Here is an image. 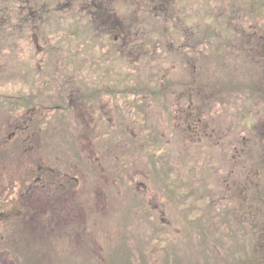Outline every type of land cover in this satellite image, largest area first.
I'll return each mask as SVG.
<instances>
[{
	"label": "flooded vegetation",
	"instance_id": "af4514ba",
	"mask_svg": "<svg viewBox=\"0 0 264 264\" xmlns=\"http://www.w3.org/2000/svg\"><path fill=\"white\" fill-rule=\"evenodd\" d=\"M15 1L11 7L0 0V49L6 57L14 50L9 40L17 29L26 71L11 78L31 92L6 108L21 116L0 123V241L18 244L13 257L41 262L32 251L19 252L35 239L40 248L70 245L72 264H89L83 250L103 264L99 242H106L115 245L114 259L159 264L156 241L164 242L166 264H176L172 249L180 236L169 232L179 223L207 229L199 236L208 255L212 232L227 243L236 237L241 253L223 252L224 263L252 264L254 252L264 264V23L230 14L222 0ZM37 2L43 10L33 15ZM204 2L214 13L205 20ZM65 6L67 15L50 13ZM64 35L79 41L70 44L74 61L66 64L58 53L67 47ZM143 60L145 71L131 69ZM41 89L59 100L38 104L53 111L48 118L25 101ZM83 151L79 163L75 154ZM126 196L129 207L122 205ZM12 205L21 209L12 212L14 221L6 219ZM124 211L134 223L120 229L113 215ZM157 228L163 235L155 240ZM3 251L1 260L10 257Z\"/></svg>",
	"mask_w": 264,
	"mask_h": 264
},
{
	"label": "rangeland",
	"instance_id": "374dc122",
	"mask_svg": "<svg viewBox=\"0 0 264 264\" xmlns=\"http://www.w3.org/2000/svg\"><path fill=\"white\" fill-rule=\"evenodd\" d=\"M199 1H201V0H199ZM222 1L223 2H222V4H220V6L223 5L224 7H226L230 14L242 15L241 16L242 18H246L250 22L258 24V26H260L259 24L264 23V0H260L258 2H253V3H251L250 0H222ZM8 3H9V5H11V7L18 5V4H15L16 3L15 0H8ZM27 5H29V4L28 3L26 4V9H27ZM45 5L46 6L49 5V8L50 7L52 8L54 3H50V4L45 3ZM62 6H64V5H62ZM209 6H211V5H209L208 3H205V2L202 3V8L199 12H200V17L203 15V20L212 16L211 13H213V12L209 9ZM31 7L33 9H35L33 12V15L34 14L38 15L39 12H42V10H43L42 3H39V2L35 3L34 5H31ZM216 7L219 8V5H216ZM29 9H31L30 6H29ZM56 11L53 9L50 13L53 15H67V13H68V9L66 6L60 7ZM3 14L4 13H1V15H3ZM7 15H11V14L8 13ZM190 16L192 18H196L198 15H190ZM57 22H58L57 25H60L63 23V20H58ZM64 25H65V22H64ZM43 27L45 29V25ZM200 27L205 28L206 26H204L203 23H201ZM32 31L33 30H31V32ZM205 31L208 32L209 31L208 28H205ZM229 31L233 34L237 33L236 31H233V30H229ZM26 33H29V32H26ZM18 34L20 35V33H18L17 29H15L13 31V33L11 34V37L9 40L11 46L13 44L16 45V46H14V50L11 52V53H17L16 56L6 57L5 55L1 54V51H3V52L5 51L4 48H3V50L0 49L1 50L0 51V73L6 74L7 77L12 76L13 78H17V79L19 77L18 74H19L20 70H21V72L26 71L23 65H19V64H22V59L19 55L21 53V52H19V50L22 49V47H20V45L18 43V41H20ZM7 35H9V34L4 35L5 39L7 38ZM59 35H58V37H59ZM230 37L231 36L221 38L220 39V41H222L221 44H226L227 42H230V41H226L227 38H230ZM84 38H85V36H81L79 40H83ZM62 40H63L62 42L64 43V46H67V47H64L65 49H63L62 51H59L58 53L62 54V57L64 59V60H62L63 64H66L67 62H69L70 58L73 59V61H74V54L70 53L71 52L70 50H72L70 44H75V43H78L79 41L75 37L71 38V37L66 36V35H64V38ZM173 40L175 41V39H173ZM215 40H216V38H214L212 41H215ZM73 41H75V42L73 43ZM84 41H86V39ZM223 41H225V42H223ZM227 48L228 47L224 48L223 51H226ZM83 49H84V47H81V50H83ZM65 50H66V53L64 52ZM64 53H65V57L63 56ZM237 59L240 62L241 61L248 62L250 67H253L252 62L246 60L242 54H238ZM145 61L146 60L137 62V64L135 62L130 67L133 71L136 69L139 71H145L146 70V64H147V63H145ZM29 75H31V73ZM1 76H4V75H1ZM80 76H82V75H80ZM80 78L81 77H78V80H80ZM25 82H29V80L26 78ZM8 84L9 83L4 84L2 81H0L1 90L8 89V87L10 86ZM75 85L79 88V90L82 93V89H81L82 85H80V84H75ZM11 89H13V93H11V95H12L11 98L8 99V97H3L2 99H0V123L2 122V119H4V121H5V119H15V118L18 119L22 114L21 110H19L15 114L12 111L7 112L6 108L7 107H10V108L14 107V104H11V101L14 100L16 97L29 96V92H28V91H30L29 88H25L23 86L19 87V85L15 84V85L11 86ZM56 90L60 91V96L62 94L64 97L68 98L69 91L66 90L64 87H62L60 89L56 85ZM25 101L27 102L28 107L35 105L36 109H41L42 107L38 106V104H40L41 106L50 107V106H53L54 104H57L59 100L56 99V94H52V89L49 91L48 94L44 93V90L41 89L36 95H31L29 97V99L28 100L25 99ZM55 102H57V103H55ZM5 112L7 113L6 116L4 115ZM41 112L47 118L53 114L52 110L44 111L41 109ZM32 117L35 118L36 116L32 115ZM126 133H127L126 135L128 136V132H126ZM117 137H121L120 134L117 133L112 140H116ZM198 145H199V143L196 142L194 147L197 150H201L200 157L202 159V157L204 156V154H203L204 149L203 148L201 149L200 147H198ZM77 147L81 148L80 146H77ZM74 148H75V146H74ZM162 149H165V148L164 147L160 148V150H162ZM63 151H61L60 153H62L65 157V155L67 154L66 153L67 151H64L65 154L63 153ZM161 154L162 153H158L155 156H158ZM75 157L77 159H75V158L74 159L80 163V162H82L81 160H83V159H81V157L82 158L87 157V152L86 151L80 152L79 156L75 154ZM201 164H204V160H201ZM154 166H155V163H154ZM208 168H210V167H208ZM2 171H4L3 168H2ZM159 172L161 173L162 169H159ZM262 175L264 176V172L262 173ZM219 181H220L221 187L225 188V181L220 180V179H219ZM256 182H258V180ZM261 195H263V194H261ZM16 200L17 199H15L14 201H16ZM2 201L3 200H0V205H1ZM129 204H130V197L126 196V199H125V201L122 202V205L129 207ZM261 206H264V203H262ZM15 207H17V206L16 205L10 206L11 218L6 216V219H10L12 221H14V219H16V218H14L16 216H14V214L12 212H20L21 209L16 210ZM165 214H167V213H165ZM91 215H92V213H89L90 218L92 217ZM113 222H114L115 226H117L119 223L120 229L131 227L132 224L134 223L132 221V217L130 216L128 211L122 212L121 215H119V214H116L115 216L113 215ZM215 224H219V223L215 222ZM215 227H213V228H215ZM213 228L209 227L210 230H212ZM0 229H2V227H0ZM161 230H162L161 228H157V234L158 235H156V232H155L156 229H153V238L155 240L158 237H161L163 235V232L160 233ZM204 230H207L204 226L192 227V226H189L186 224V225L179 227V223H177L175 225V228H172L170 230L169 235H174L175 238L180 236L179 237L180 239L178 240L180 243V246H175L172 249V255L174 256V258L176 260V264H209L210 262H212V264H223L224 262L221 258V254L223 252L228 251L231 257H234L235 255L241 253V251L238 250V248H237V244L235 243L236 237H235V239L234 238L230 239V241H228V243H227L226 242L227 238L224 237L225 235L223 233H221L220 231H215V232H212L211 234H209V235L213 236V239H212V243H211V248L207 249L208 253H209V255H208L205 252V250H203V248H202L203 242L200 239H203V238H201L199 236V234L204 233L203 232ZM158 231H159V233H158ZM0 235H2V232H0ZM136 241L138 242V245L141 243V240L139 238H137ZM252 241H254V240H252ZM26 244H27L26 247L20 249L19 252H25L26 254H29V252L32 251L33 256H41V257L53 256L56 258V261L58 263L61 262L63 264H72L75 262V258L65 252V251H68L67 248L70 247V245L69 246L67 244H55V245H53L51 243H49V244L42 243L41 244L42 248H40L39 242L35 239H32L30 241L26 240ZM153 244H154V246L156 245V247H157L154 249V251H155V254L153 257L154 262L159 263V264L171 263L168 261L169 256L166 254L164 248L161 250V246H163L164 242L157 243L156 241H153ZM17 245L18 244H10L7 241H5V242L0 241V251L4 252L3 250H5L6 252H9V255H10V257H6L3 260L0 259V264H29L31 262V260L28 257H26L24 259H19V258L17 259V258H15V256L13 257V254L10 253V250L12 249V250H14L13 252H15V251L18 252ZM99 245L101 246L100 253H101L102 257L105 259V263H106V261L109 262L108 260H106L107 256L110 258L111 257L115 258V256H113L109 250V246H110L109 243H106V242L100 243L99 242ZM29 246H31L32 249ZM106 246H107V249H106L107 253L106 252L104 253V249ZM228 246H231V248L228 249ZM254 246H256V245L254 244ZM151 247H152L151 248V250H152L153 246H151ZM52 248H54L57 252L56 253L50 252L52 250ZM91 248L95 250V248H93V247H91ZM115 252H119V248L115 249ZM83 254L85 257L89 258L88 259L89 264H98L99 262L101 263L100 260L94 259V255H91V256L87 255L84 250H83ZM92 258L94 260H91ZM256 260H257L256 254L253 252L252 257H251L252 264H258L256 262ZM37 261L38 260H36L35 262L37 263ZM42 263L43 262H39L38 264H42ZM105 263H103V264H105ZM232 263H233V261L230 262V260L227 259V262L224 264H232ZM49 264H52V263H49ZM238 264H241V259L238 260Z\"/></svg>",
	"mask_w": 264,
	"mask_h": 264
},
{
	"label": "bare ground",
	"instance_id": "6f19581e",
	"mask_svg": "<svg viewBox=\"0 0 264 264\" xmlns=\"http://www.w3.org/2000/svg\"><path fill=\"white\" fill-rule=\"evenodd\" d=\"M43 259H44L43 264H49L50 262H51L52 264H63V263H61V262L57 259V260L60 262V263H58V262L56 261V258L53 257V256H50V257H44Z\"/></svg>",
	"mask_w": 264,
	"mask_h": 264
},
{
	"label": "trees",
	"instance_id": "16d2710c",
	"mask_svg": "<svg viewBox=\"0 0 264 264\" xmlns=\"http://www.w3.org/2000/svg\"><path fill=\"white\" fill-rule=\"evenodd\" d=\"M0 90H1V86H0ZM109 263L110 264H128L124 259L121 258H109Z\"/></svg>",
	"mask_w": 264,
	"mask_h": 264
}]
</instances>
